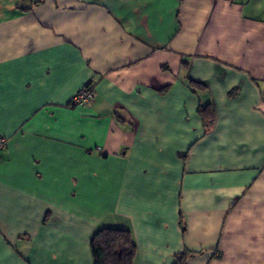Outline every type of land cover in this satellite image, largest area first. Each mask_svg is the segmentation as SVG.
<instances>
[{"label": "crops", "instance_id": "obj_1", "mask_svg": "<svg viewBox=\"0 0 264 264\" xmlns=\"http://www.w3.org/2000/svg\"><path fill=\"white\" fill-rule=\"evenodd\" d=\"M0 136V264H264V0H0Z\"/></svg>", "mask_w": 264, "mask_h": 264}, {"label": "trees", "instance_id": "obj_2", "mask_svg": "<svg viewBox=\"0 0 264 264\" xmlns=\"http://www.w3.org/2000/svg\"><path fill=\"white\" fill-rule=\"evenodd\" d=\"M192 87L199 88V82L192 81ZM198 113L206 123L212 120L213 112L209 106H200ZM135 243L128 229L102 227L90 242L93 264H133ZM190 252L182 251L175 255L174 264H185Z\"/></svg>", "mask_w": 264, "mask_h": 264}, {"label": "built area", "instance_id": "obj_3", "mask_svg": "<svg viewBox=\"0 0 264 264\" xmlns=\"http://www.w3.org/2000/svg\"><path fill=\"white\" fill-rule=\"evenodd\" d=\"M40 1V0H38ZM93 90L89 86H84L81 88L71 99L73 105H86L89 104L93 99ZM5 146V138L0 136V149ZM97 150L100 148L97 147Z\"/></svg>", "mask_w": 264, "mask_h": 264}]
</instances>
